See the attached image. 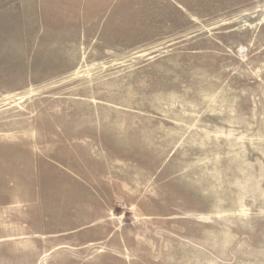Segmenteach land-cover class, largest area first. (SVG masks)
Here are the masks:
<instances>
[{
  "label": "rangeland",
  "instance_id": "rangeland-1",
  "mask_svg": "<svg viewBox=\"0 0 264 264\" xmlns=\"http://www.w3.org/2000/svg\"><path fill=\"white\" fill-rule=\"evenodd\" d=\"M83 4L0 13V264H264V0Z\"/></svg>",
  "mask_w": 264,
  "mask_h": 264
},
{
  "label": "crops",
  "instance_id": "crops-1",
  "mask_svg": "<svg viewBox=\"0 0 264 264\" xmlns=\"http://www.w3.org/2000/svg\"><path fill=\"white\" fill-rule=\"evenodd\" d=\"M46 1V4H45ZM12 5V9L10 6ZM83 0H0V13L13 16H17L16 19L12 20V25L19 23L20 20L29 21V23L41 20L44 21V15L52 16L51 21L57 29H62L63 20H66V15H76L83 13ZM44 6L46 10H44ZM25 16H35V18L24 19ZM18 22H16V21ZM67 21V20H66ZM27 27H24L25 30ZM15 30L13 26L12 31ZM6 38L5 36H3ZM11 40L20 39L21 33L13 32L11 34Z\"/></svg>",
  "mask_w": 264,
  "mask_h": 264
}]
</instances>
